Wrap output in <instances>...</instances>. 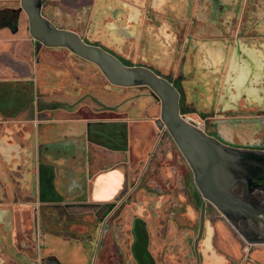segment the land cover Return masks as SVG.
I'll use <instances>...</instances> for the list:
<instances>
[{
    "label": "crops",
    "instance_id": "crops-1",
    "mask_svg": "<svg viewBox=\"0 0 264 264\" xmlns=\"http://www.w3.org/2000/svg\"><path fill=\"white\" fill-rule=\"evenodd\" d=\"M17 19L16 27H0V160L19 170L22 192L36 204L63 205L69 212L76 207L85 212L87 205L93 204L103 212L130 194L136 178L156 160L149 157L157 144V118L142 117L150 98L138 99L130 112L123 106L111 119L99 117L113 111L108 103L113 99L112 90L105 88L98 105L93 104L97 97L89 95L87 86H81L87 83V77L74 66H57L47 56L46 46L29 34L25 12L19 10ZM112 24L98 26L92 41L108 48L121 40L134 43L131 20L120 26ZM107 36L110 39L106 40ZM201 46L210 67L222 79L227 78L226 83L221 82L225 84L221 92L223 108L242 114L264 112V36L235 37L228 43L214 40ZM37 55L41 57L37 59ZM81 96L86 98L79 100ZM155 110L150 107L148 112L155 115ZM91 128L101 142L90 139ZM179 191V195L171 192V201L165 207L167 211L171 206L172 211L163 214L156 225L162 234L183 225L191 230L196 223L195 206ZM15 206L19 209L17 224L28 229L31 204ZM136 221L132 247L136 264H160ZM208 222V234L201 244L203 264H264V245H247L244 259L233 246L230 254L224 253L221 249L231 239L232 227L218 217ZM54 237L46 256L57 254L64 264H84L87 252L83 244H68L59 235Z\"/></svg>",
    "mask_w": 264,
    "mask_h": 264
},
{
    "label": "rangeland",
    "instance_id": "rangeland-1",
    "mask_svg": "<svg viewBox=\"0 0 264 264\" xmlns=\"http://www.w3.org/2000/svg\"><path fill=\"white\" fill-rule=\"evenodd\" d=\"M19 1L20 0H0V9L11 7L12 9L20 10L24 13ZM71 1L75 2V0ZM117 1L119 4H126L127 6H129L131 2L135 3V0ZM212 2L213 0H165L158 3L157 0H143V2L139 4L142 7L141 10L144 16H146L145 19L148 20L149 25L154 27L156 31L161 29L164 31L162 33L160 31L161 35L157 41V44L161 47L156 56L159 67L164 68L163 70L170 73L172 76L181 79L180 84L183 95L185 96V103L194 111H196V99L190 98L187 94L188 82L191 83L192 90L195 87H206L210 91H214L219 86L222 88L221 82L226 83L227 81L226 77L222 79V77H219V75L215 73L214 68L210 67L211 63L209 64V62H207L205 50L201 44L214 40H221L222 42L228 43L232 39L235 40V37L242 38L248 36L252 39H258L261 38V36H264V33L253 27L259 23V20H261L258 17H252L250 19L252 27L249 29H252V31L245 32H241L242 18L228 20L227 16H225L222 17L219 22L215 21L217 19H215L211 12ZM46 3L47 4L43 8V13L48 18L50 17L53 20H56L63 27L69 26L78 32L88 34L87 29L89 21L93 19V9L83 10L82 15L85 13V16L80 18L79 10L75 12L74 10L72 11L71 5L68 4L66 0H46ZM164 4H166L165 8L163 6ZM163 21H168L171 24V31H169V26L163 28ZM230 22L232 23L233 30H226L225 32H218L215 30L219 24L222 28H225V26L228 27ZM45 48L50 53L47 54V56L53 58L56 61L57 66L71 65L72 68L74 66L84 77H87V83H84V85L81 84V86H87L89 95L94 94L95 97H97V102H93V104L98 105L101 96L100 94L103 93L105 88L112 90L110 96H112L113 99H108V103L113 105V111L108 114L100 113L98 114L99 117L102 116L111 119V117H115L119 113L118 111L120 110H118V107L122 108L123 106H128V112H130L133 106L136 107L135 103L141 97L150 98V101L145 104L142 117L145 119H148V117L152 119L160 117V100L153 94L149 87L113 86L106 80L98 67L91 70L89 66L86 68L85 66H82L83 64L80 65L84 60L73 56L69 50L55 47ZM171 55L173 56L172 64H170V60L168 59ZM40 57L41 55H39L37 59ZM224 61L223 71L226 69V63L229 62L228 55L227 59ZM36 82L37 81L34 82V89L36 91L37 88L38 91L39 86ZM87 97L89 98V96ZM150 107L156 108L155 115H150L148 112ZM93 110L95 109L93 108ZM79 114L87 115L85 111H80ZM188 116L199 121V125L202 126L203 121L195 114H189ZM156 139L158 142L153 149L155 150L153 157L155 158V155L160 157V159L158 158V164L164 168L170 167L173 170H176L177 173L175 174L176 179L173 180L174 182L177 183L178 181H181L183 177H186V179L190 181L191 176L189 174V169L187 168V163L172 138L168 134H164V136L160 137L157 132ZM4 168L5 174L10 179L13 188L0 189L1 256L5 259L7 264H42L41 257L44 256L46 252L51 251L50 241L52 238H55L54 236L57 234L50 230L52 226L47 220H44L43 223L47 227L43 228L40 225L42 228H39L36 222V217H40V215L44 214L48 218L50 212L45 208H41V204H36L37 202L34 201L33 198L30 200L24 195L21 186L16 183L18 182L20 184L21 182L20 179H18L19 170L13 169L12 167L9 168L6 164L4 165ZM23 171L24 167L22 168V172ZM24 202L31 204L30 212L28 213L30 221L26 224L30 229H21L16 222L19 209L16 208L15 205L19 206ZM76 208H74L73 211L71 210L70 213L79 221L84 220V226L78 224L79 222L77 223V226L72 225L75 232L71 233V235H62V238L66 240V242L69 241L68 244H83V247L87 252V260H84V264H118L119 262H122L124 256H122L120 248L116 245L115 240H113V234L110 231L112 228L110 219L107 221L106 227L102 232L100 231L102 226L101 211H99L97 206L93 204L87 205L85 212L83 209ZM219 214L221 213L216 208H211L207 218L213 220H215V216L223 218L222 216H219ZM108 216L109 215L106 216V219ZM197 228L198 222L196 219L195 226L191 228L192 234H194V231H196ZM82 237L87 239L89 242L88 245L85 244ZM98 240L101 242L99 243ZM245 245L246 242L243 237H241L237 231L233 230L231 239L221 250L224 253L230 254L229 252L231 251L229 250L231 249V246H233L235 251H237L238 256L243 257L245 256ZM200 248L201 243H199L198 249ZM95 254L97 256H94ZM162 255L165 256L164 254ZM244 258L245 257H243V259ZM233 263L234 262L230 264ZM200 264H203V260H201Z\"/></svg>",
    "mask_w": 264,
    "mask_h": 264
},
{
    "label": "flooded vegetation",
    "instance_id": "flooded-vegetation-1",
    "mask_svg": "<svg viewBox=\"0 0 264 264\" xmlns=\"http://www.w3.org/2000/svg\"><path fill=\"white\" fill-rule=\"evenodd\" d=\"M66 2L71 5L72 11L74 10L75 12L79 10L80 18L85 16V13L82 15L83 10L93 9V19L89 21L87 29L88 34H85L86 41L91 43H94L92 41L94 39V35L92 34H94L93 32L98 26L105 27L111 22H113L112 26H120L123 24V21L128 23V21L131 20L133 24L132 31L134 32L135 36V39H133V41L135 40L134 43L131 42L130 44H124L121 40L119 43H112V48H108L105 44L100 45L110 51L112 54H115L126 65L148 66L156 74L165 75L179 92V111L181 112V115H184L189 121L194 123V125L200 126L202 130L209 136L214 137L228 145L242 149L255 148L264 150V112L242 114L237 111L233 112L231 110L229 112L224 109L223 100L221 99V92L225 90L224 84H221L222 88L219 86L214 91H210L206 87H195L192 90L191 83L188 82L187 94L190 98L196 99V111L192 110L185 103V96L183 95L180 84L181 79H178L177 77L172 76L170 73L165 72L163 70L164 68L159 67L158 65L156 56L161 47H159L157 41L161 35L160 31L161 33L164 31H162V29L156 31L154 27L149 25L148 20L145 19L146 16H144L141 10L142 7L139 5L143 2V0H135L137 5L131 2L129 6L126 4H119L117 0H75V2L66 0ZM42 3L44 8L47 4L46 0H42ZM163 6L165 8L166 4ZM211 12L215 19H217L215 20L217 22H219L220 19L225 16H227L228 20H237L242 18L241 32L250 30L252 31V29H249L252 27L250 19L252 17H258L261 20H259V23L253 27L264 33V0H213ZM162 23L163 28L169 26V31H171V24L168 21H163ZM215 30L218 32H225L226 30L231 31L233 30L232 23L230 22L228 27L225 26V28H222L219 24ZM106 38V40L110 39L108 36ZM137 42L139 43L137 44ZM172 57V55L168 57L170 64L173 63ZM84 62L80 63V65L83 64L82 66H85L86 68L89 66L91 70L97 67L90 62ZM79 98V100H84L86 97L81 96ZM144 99L148 100L149 97H144ZM187 114H195L200 120L203 121L202 126L199 125V121L189 117ZM158 119L159 118L157 117V120ZM156 125L158 134L160 135V126H158L157 121ZM164 134H168L170 136L168 130ZM164 134L160 137L164 136ZM157 142L158 140L156 143ZM180 153L182 154L181 151ZM154 154L155 150L152 151L149 158H154ZM158 158L160 159L159 156L155 155L156 160L152 166L148 167L147 171L144 169L142 174H140V177L136 178L138 182L135 186L133 184L134 188L130 194L115 204L109 205L106 210L103 209L104 211L101 212L102 226L100 231L103 232L107 221L110 219V224L112 226L110 231L113 234V240H115L116 245L122 252V256H124L123 261L119 262L118 264H136L134 256H132V247L135 242V236L133 233L137 229L135 224L137 222L136 220L139 221V226L145 231L148 244H150L152 247L151 251L154 253L153 255H155L160 264H196L194 241L198 234L200 224L199 217L201 209V196L199 190H197L195 187L191 168L184 157L183 158L187 163V168L189 169V174L191 176L190 181L186 179V177H183L181 181H178L177 183L173 181L176 179V170H173L170 167L164 168L163 166H160L158 164ZM2 163L4 164V162L0 160V189L13 188L10 179L5 174V164L3 165ZM16 183L17 185H20L18 182ZM233 189L236 193H240L242 191L241 183L236 182L233 186ZM179 190H181V192L183 191L186 199L189 198L191 203L196 208L198 222L197 230L194 231V234H192V230L183 225V227H177L173 230L166 229L163 234L161 232H156V225L158 224V221L163 220L162 215H166V213H171L172 211L171 206L167 211V207H165L166 204L171 201V192L173 191L174 194L179 195ZM253 193L259 199L260 204L264 205V185L260 188L254 189ZM168 198L170 199L168 200ZM41 208L47 209L50 214H48V218L44 214L40 215V217H36V222L39 228L47 227L45 224H43L44 220H47V222H49L52 226L50 230L62 237V235H71V233L75 232L72 228V225L77 226L78 224H81L84 226L83 223L85 221H79L76 219L68 210H66V207L63 205H55L54 207H50L48 205L41 204ZM211 208L214 209L216 207L215 205L213 206L210 203H206V224L201 236V240L199 241L201 244L208 234L207 221L210 219L207 218V216H209ZM107 215L109 216L106 219ZM219 216L222 215L219 214ZM222 219L226 221L233 230L237 231L229 221H227L224 217ZM193 226H195V224ZM260 231L264 233V228L260 229ZM161 234L162 236L165 235V237H160ZM85 237H82V239L85 241V244L88 245L89 242ZM98 242L100 243L101 241L98 240ZM247 245H251V247L254 245L263 246L264 243H246L244 248H246ZM198 254H200L202 260L201 248L198 249ZM94 256L97 255L95 254ZM41 258L42 264H64V261H62L57 256V254H51L47 256L44 255ZM5 263L7 264L5 259L1 256L0 249V264Z\"/></svg>",
    "mask_w": 264,
    "mask_h": 264
},
{
    "label": "water",
    "instance_id": "water-1",
    "mask_svg": "<svg viewBox=\"0 0 264 264\" xmlns=\"http://www.w3.org/2000/svg\"><path fill=\"white\" fill-rule=\"evenodd\" d=\"M28 19L29 34L46 47L64 48L79 59L96 65L113 86H144L160 100L158 126L167 130L188 162L201 196L199 231L194 241L196 264L199 241L205 227L206 203L215 205L248 244H263L264 205L253 190L264 185V150L242 149L219 141L194 125L179 111V92L165 75L150 67L126 65L115 54L86 41L83 32L61 26L43 13L42 0H20ZM241 183L242 191L233 186ZM156 232H160L156 228Z\"/></svg>",
    "mask_w": 264,
    "mask_h": 264
},
{
    "label": "trees",
    "instance_id": "trees-1",
    "mask_svg": "<svg viewBox=\"0 0 264 264\" xmlns=\"http://www.w3.org/2000/svg\"><path fill=\"white\" fill-rule=\"evenodd\" d=\"M18 11L19 10L12 9V8L1 9L0 10V27L2 25H9L12 27H16L18 24V19H17ZM96 135L97 133H95L94 129L91 128L90 139L92 141L101 142V140L97 138Z\"/></svg>",
    "mask_w": 264,
    "mask_h": 264
},
{
    "label": "built area",
    "instance_id": "built-area-1",
    "mask_svg": "<svg viewBox=\"0 0 264 264\" xmlns=\"http://www.w3.org/2000/svg\"><path fill=\"white\" fill-rule=\"evenodd\" d=\"M166 131H167V127H165V125L162 126V127H160V128H159L160 136L163 135Z\"/></svg>",
    "mask_w": 264,
    "mask_h": 264
}]
</instances>
